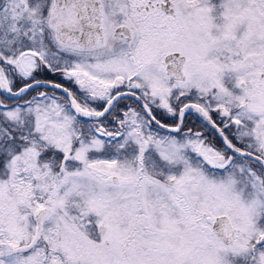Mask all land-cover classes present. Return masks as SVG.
Listing matches in <instances>:
<instances>
[{"label": "snow or ice", "instance_id": "obj_1", "mask_svg": "<svg viewBox=\"0 0 264 264\" xmlns=\"http://www.w3.org/2000/svg\"><path fill=\"white\" fill-rule=\"evenodd\" d=\"M0 264H264V0H0Z\"/></svg>", "mask_w": 264, "mask_h": 264}]
</instances>
